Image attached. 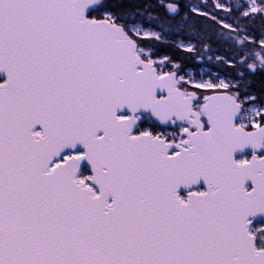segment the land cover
Instances as JSON below:
<instances>
[{
	"label": "snow or ice",
	"instance_id": "1",
	"mask_svg": "<svg viewBox=\"0 0 264 264\" xmlns=\"http://www.w3.org/2000/svg\"><path fill=\"white\" fill-rule=\"evenodd\" d=\"M159 3L158 32L111 0H0V264H264V0L218 21L236 74L206 81L159 55L193 27Z\"/></svg>",
	"mask_w": 264,
	"mask_h": 264
},
{
	"label": "trees",
	"instance_id": "2",
	"mask_svg": "<svg viewBox=\"0 0 264 264\" xmlns=\"http://www.w3.org/2000/svg\"><path fill=\"white\" fill-rule=\"evenodd\" d=\"M200 2V0H164V4L178 3L181 9L180 16L176 17L179 20L187 12L189 23L193 25L190 29H185L177 33L174 30H169L164 36V42L159 47V55H170L174 62L180 63L184 70H197L201 66H207L212 70L211 75L216 73L219 77L235 78L236 70L229 67L227 64L219 61L216 57H229L234 51V42L231 39H225L226 36H235L234 32L224 29L219 20H225L233 27H237L236 17L239 12L232 10L231 15L223 10L215 9L213 6L202 4L201 7L210 15L216 16L217 20L213 21L210 17H204L199 13H191L189 11L193 3ZM111 3L116 5V10L139 9V15L135 18L129 17L130 23H142L145 27H151L154 31H161L156 21L148 19L147 12H151L153 16H159L161 19L167 17L171 19L174 14L168 13L165 7L160 6L159 0H111ZM236 3V2H235ZM234 3V5H235ZM145 4H150L152 7L144 8ZM240 24H248L247 20L243 18ZM168 29V25H164ZM261 31V19L256 18L255 22L248 25V32L254 38H259ZM221 33L224 35L222 36ZM162 35H164L162 33ZM179 42L194 43L196 52L189 53L186 49L180 48L177 45ZM207 43L209 48L205 49L203 44ZM249 47H252L250 44ZM198 53V54H197ZM251 63V61H249ZM242 70V69H241ZM246 78H248L246 76ZM251 88L254 94L258 97H264V72L258 71L251 78Z\"/></svg>",
	"mask_w": 264,
	"mask_h": 264
},
{
	"label": "rangeland",
	"instance_id": "3",
	"mask_svg": "<svg viewBox=\"0 0 264 264\" xmlns=\"http://www.w3.org/2000/svg\"><path fill=\"white\" fill-rule=\"evenodd\" d=\"M221 2L224 3L226 6L232 7V9H233L234 3L237 2V0H221ZM239 2L243 3L244 0H239ZM202 4H206L208 6H213L214 7V0H200V2L193 3L192 6L198 7L202 11H204L202 9V7H201ZM219 10H223V9H219ZM240 11H243V9H241ZM224 12H226V11H224ZM239 15H240V13H239ZM257 18H260V17H257ZM223 22L229 24L225 20H223ZM139 24H140L141 28H149V27H145L142 23H139ZM228 30H230V29H228ZM245 34H247L249 36L250 40L251 39H255V40L258 41L260 39V37L258 39L257 38H254L249 33H241V36H243ZM180 43L181 42H179V44ZM182 43H184L185 45H187V44L194 45V43H191V42H182ZM211 73H212V70L209 67L204 66V65L201 66V67H199L197 70H192V69H186V70H184V74H185L186 78H188L190 76L191 78H193L196 81H200V80H205L206 81V80H210V79H213L214 80V79H216L217 76H219L216 73H214L213 75H211ZM220 78L226 79V78H223V77H220ZM191 90L203 91V90H196L194 88H192ZM203 94H210V93L207 92V91H203Z\"/></svg>",
	"mask_w": 264,
	"mask_h": 264
}]
</instances>
